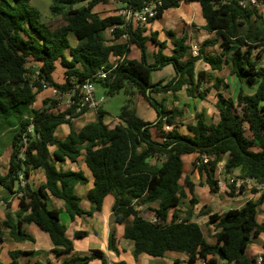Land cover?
Here are the masks:
<instances>
[{
    "label": "trees",
    "instance_id": "trees-1",
    "mask_svg": "<svg viewBox=\"0 0 264 264\" xmlns=\"http://www.w3.org/2000/svg\"><path fill=\"white\" fill-rule=\"evenodd\" d=\"M30 1L0 0V133L10 130L11 139L8 166L4 170L0 164V188L19 196L14 214L11 203L4 199L7 209L4 219H0V254L7 238L18 243L34 242L24 230L25 224H34L49 235L55 255L72 252L74 243L61 221V210L49 208L48 202L62 201L74 219L101 211L110 195L114 198L115 223L124 226V238L133 243L135 260L145 254L163 258L175 252L186 255L187 264L198 260L220 264L219 259L226 264H258L257 257H249L247 250L253 239L264 233V224L258 221L264 190L252 189V193L260 194L257 200H248L243 207L224 214L203 207L207 225L214 227L215 240L210 242L200 224L193 221L195 198L191 206L182 208L185 188L194 195V185L188 176L183 184L181 180L185 172L183 156L195 154L193 169L206 176L205 185L214 194L220 189L216 172L223 162L230 197L241 196L246 188L243 185L237 189L228 183L229 178L253 179L264 185V15L259 8L264 7V0H116L122 8L132 10L161 2L158 14L149 23L162 19L165 11L178 8L181 2L199 3L206 21L204 28L215 33L221 49L210 56L204 55V49L214 41L203 43L194 55L188 35L178 37L173 31L167 32L172 54L166 55L167 42L158 41L156 33L145 35V27H135L119 15L101 17L95 11L96 6L110 0H53L52 16L64 21L60 26L43 22ZM108 30L112 33L111 43L106 39ZM70 33L77 39L76 46L70 43ZM150 41L158 46L152 64L146 59ZM234 45L235 49L226 55L225 51ZM132 46L141 50V60L126 57ZM202 59L215 73L229 67L231 74L253 91L246 93L241 88L235 99L225 96L220 78L196 73ZM57 62L65 70L62 82L55 76ZM167 66L174 68V77L165 84L153 83L152 73ZM101 70L108 71L107 78L92 79ZM90 78L105 87L110 96L122 90L130 96L120 110L118 124L106 123V112L99 108L94 121L74 128L72 120L86 110L76 112L78 96L73 106L63 111L57 107L58 95L43 100L41 108L34 107L45 89L65 94ZM211 80L214 84L206 86ZM184 87L189 97L200 99L216 90L217 123L208 124L200 113L195 123L188 125V134L178 131L176 119L183 112L168 109L154 95L175 94ZM134 97L144 98L156 111L155 122L137 115ZM164 125L174 127L165 132ZM64 127L67 132L61 140L57 132ZM153 127L162 132L163 141L153 139ZM82 156L94 178V186L87 193L89 210L83 209L76 190L78 185L88 184L87 176L80 169L63 168L67 163L79 166ZM204 156L207 163H203ZM34 171L45 175V182L37 189L29 182ZM141 209L152 210L157 221L144 217ZM87 235L76 231L74 237ZM109 249L118 253L115 231L109 236ZM23 254L21 250L10 251L11 260H0V264H50L23 263ZM260 256L264 264V252ZM95 260L108 264L101 250L64 259L61 264H90Z\"/></svg>",
    "mask_w": 264,
    "mask_h": 264
},
{
    "label": "crops",
    "instance_id": "crops-1",
    "mask_svg": "<svg viewBox=\"0 0 264 264\" xmlns=\"http://www.w3.org/2000/svg\"><path fill=\"white\" fill-rule=\"evenodd\" d=\"M262 7L263 6H260L259 8H260V12L263 13L264 15V7L263 8ZM168 13L172 15L170 19L167 17ZM165 17L168 18L169 22L166 24H163L162 20H165L166 19ZM157 21H159L160 23H159V26L156 27L157 29L155 30V32H151L152 31L151 30L150 34L146 33L145 35L149 36L153 33H156V34L159 33L160 41L167 42V49L165 50L166 55H171L172 50H173V45L167 36L168 31H173L178 37L182 36L183 34H187L189 44L192 47L193 46L197 47L198 50L203 45V43H205L206 41H214L212 45H209V47L204 49V52H205L204 55L210 56V55H213L221 51L220 46H219V41L217 40L215 33H209L204 28L206 25V21L202 15V9L199 3L181 2L178 8H172V9L165 11L162 19L157 20ZM165 30H167L166 34H165ZM70 43L72 46H76L78 44L77 41H71V40H70ZM235 47L236 46L234 45L230 50H226L225 54L229 55L235 49ZM137 49H138L137 51H134L133 48H131L130 54L127 55L126 57L128 59L136 58L137 60H141L142 52L139 48ZM157 50H158V46L155 43L151 41L147 43L146 59L149 64L154 63V54L157 52ZM58 65H60L59 62H57V68L55 72L58 71V67H59ZM170 67L172 69H170ZM164 69L168 70L167 71L168 74H165L164 76H162L161 79L159 78L156 83H158L159 81H163V83H165L166 79H170L172 76L174 77L175 71L172 66H167ZM160 71H156V72H160ZM201 71L204 72L207 76L214 74L215 78L217 77L220 78L222 80V83L220 84L221 91L227 97H232L233 99H235L241 88L246 93L253 91V89L248 90L247 87L244 89L243 84H241V81L239 80V78L231 74L230 68L227 66H225L220 72L215 73L211 71V68L209 67V65L205 63L202 59L196 65V73L201 72ZM214 82L215 81L211 80L208 84H206V86L209 87L213 85ZM161 94H164V95H161ZM41 95L50 96L49 97L50 99L57 98L54 93V89L52 88L45 89ZM154 97H157L159 98L160 101H163L168 109L175 108L183 112V116L178 117L176 119V128L182 134L189 133L188 125L194 124L196 115L200 113L204 115V119L208 124H214L219 121V112L215 106L217 102L215 89H212L208 93L206 98L204 99L189 97L186 93V87H184L182 90L178 91L175 94L172 92L157 93L154 95ZM135 100H136L135 110H136L137 115L145 121L155 122L157 119L156 111L148 103H145L144 102L145 100L142 99L141 97H136ZM60 109L61 111H63L66 108L61 107ZM95 119H96V113L90 109H86L84 112H82L76 118L72 120V124L74 128L79 129L83 127L85 124L91 121H94ZM119 121L120 120L116 118V120L112 122L110 125L113 126L115 124H118ZM77 123L80 125H78ZM170 127H171L170 130H172L174 126H170ZM151 131H152V136L154 140L159 141V142L163 141V138L161 135L162 132L160 131L158 132L157 129L155 128H152ZM155 131L157 132L155 133ZM66 132H67L66 127L62 128L61 131L59 132L61 134L60 135L61 138L59 139L64 140ZM188 156L195 157L196 155L191 154V155L183 156V160L185 164H186L185 158L186 157L188 158ZM224 158L226 160V157ZM190 161L191 160H189V162ZM222 164H224V162ZM185 167L186 165L184 166V171H185ZM63 168L65 170H74V171L80 169L85 173V175L88 178V184L78 185L76 187V190H77V194L82 198L81 205L83 209L85 210L91 209V204L88 201L87 193L94 186V178L92 176V173L90 172V170L87 168L86 164L84 163V156L81 157L79 166L67 163L63 166ZM219 171H220V168L218 167L217 179H220L222 175V169H221V173H219ZM196 172L198 174L193 172V170L190 171V174H185L184 172V179L186 176L190 177V180L194 185L193 194L198 189L196 184H198V182L201 180V177L203 176L204 178L203 180L206 179V176L204 174L203 175L199 174L197 170ZM184 179L182 180L184 181ZM29 182L32 185L33 189H37L42 183L45 182L44 172L43 171L32 172L29 178ZM206 188L208 187L206 186ZM245 188H246V191L241 196H237V197H230L228 195V190L227 189L225 190L223 188L219 189L218 194H214L211 192L209 193L211 197H209L210 199H208V203H211V205H209L208 203L205 205H202L200 203L201 206L199 207L198 206L199 202L197 201L196 205L193 207L194 212L198 208L201 210L203 207L209 206L212 213L224 214L227 210L231 208L243 207L248 200H257L259 198L260 194L252 193L251 191L252 189L250 188L249 185H245ZM185 192H186L187 198L190 195L195 197V195H192V193L188 190V188H185ZM255 195H257L256 199L254 198ZM18 197L12 196L5 189L0 188V200H1L0 203H3L4 199H7V202L11 203L10 211L13 214L16 213L18 210V201H19ZM48 204H49V208H57L61 210L60 218H61L62 223L67 228V236L73 240L74 250L70 253H66L60 256L55 255L52 252L53 244L51 242L49 235L34 224H29V225L25 224L24 230L35 239L34 242L26 241L24 243H18V242L12 241L9 238H7L3 246L4 250L2 249L1 254H0V260L2 259L1 255L3 251H5L3 262L7 263L11 260L9 256L10 251L21 250L24 252V254L21 257V261L23 263L28 262V261H31L32 263L36 261H41L43 263L50 262V264H61V262L64 259H68L76 255H87L93 250H101L106 257L108 264H114L120 261H126L127 264H146L145 262L147 261V259L152 260L151 258H154L153 262L155 263L158 262L162 264H187L185 262L187 260V256L184 254L178 255V254L168 253L166 254L165 257L156 258V259L155 257L145 254L141 256L138 260H135V258H133V249H134L133 243L124 238V226L115 223L114 214H113L114 198L110 195L106 197L101 211L94 212L93 215L91 216L83 215L80 217H75L74 219H72L69 216V214L65 211L64 204L62 201L57 200V199H51L48 202ZM218 206H221L224 208L229 206L230 208H226L223 211H219L217 209ZM261 211L262 213H260L259 217L261 219H264L263 217L264 216V205L260 207V212ZM4 217H5V214L0 215L1 220L4 219ZM195 218L196 217L193 216V221L200 224V222H198V220H195ZM260 218H258L259 223H260ZM76 231H85L87 232L88 235L84 238L77 239L74 237V234ZM113 231H115L116 233L118 253L111 251L109 249V236ZM259 238L258 239L262 243L261 249L260 247L258 248V246H256L255 256L252 254H250V256L248 255L251 258L252 257L256 258L264 252V248H263L264 233L261 234ZM6 258L8 260H6ZM178 259L180 260V263L175 262V260H178ZM90 264H102V262L101 260H95L91 262ZM195 264H203V261L198 260Z\"/></svg>",
    "mask_w": 264,
    "mask_h": 264
},
{
    "label": "rangeland",
    "instance_id": "rangeland-1",
    "mask_svg": "<svg viewBox=\"0 0 264 264\" xmlns=\"http://www.w3.org/2000/svg\"><path fill=\"white\" fill-rule=\"evenodd\" d=\"M30 4H31L32 7L36 8L37 10H39V12L42 15V21L43 22H52L53 24H55L57 26H60V25L64 24V21L61 18H58V17L55 18V17L52 16L53 0H31ZM121 9H122V5L116 3V0H110L109 3L100 4V5L95 7V11L97 13L101 14L100 15L101 17L116 15V12L121 10ZM167 17L170 19L172 17V15L170 13H168ZM167 17H165L166 18L165 20H162L163 24H166V23L169 22ZM159 23H160L159 21H156L154 23L146 24V26H145V29H146L145 34L146 33L150 34L151 32H155V30L157 29L156 27L159 26ZM166 32H167V30H165V34H166ZM68 38L71 41H77L76 37L72 33L69 34ZM106 39L111 43L112 33H111L110 30H108L107 33H106ZM157 40L160 41L159 33L157 34ZM160 42H162V41H160ZM132 48H133L134 51L138 50L136 46H132ZM146 53H147V51H146ZM132 59H136V58H132ZM58 66H59L58 67V71L55 72V76H56V79H57L58 82H62V81L65 80V74H64L65 70L60 65H58ZM170 69H172V68L170 67ZM167 71H168L167 69H164V70H162L160 72H153L152 73V82L156 83L159 78L161 79L162 76H164L165 74H168ZM172 77L170 79H166L165 83H167L169 80H171ZM94 85H95V95H96V97L103 99V103L101 104L100 108H102L106 112L104 120H105L106 123L111 124L112 122H114L116 120V118L118 117V115L120 113L121 108L127 103V100L130 98V96L123 90L120 91L119 93L113 95V96H110L107 93V89L105 87H103L100 83L96 82V83H94ZM243 87H244V89L246 87H247L248 90L251 89V87L246 86L245 84L243 85ZM41 94H42V92L37 96V101H36V103L34 105L36 108H41L42 107L43 100L50 99L49 98L50 96L41 95ZM161 95H164V94H161ZM135 98L136 97H134V103H133L134 107H135V104H136L135 103L136 102ZM155 98L157 100H159V98H157V97H155ZM142 99H144V98H142ZM144 102L148 103L146 100ZM57 107L64 108V106L59 105V104L57 105ZM173 109H175V108H173ZM94 112L97 114V111H94ZM78 125H80V124H78ZM153 128L156 129V127H153ZM59 132H60V130L57 132V135H58V138H61V136H60L61 134ZM156 132L157 131H155V133ZM10 140H11L10 139V130H6V131H4V133L3 132L0 133V161H1L0 164H1V168H3L4 170L8 166L9 158H10V155H11ZM190 157H192V158H190ZM195 157L194 156H188V158L187 157L185 158V161H186L185 174H190L191 170H193V172L197 173L196 170L193 169L194 168L193 167L194 166L193 162L195 160ZM189 160H191V161L189 162ZM223 160H225V158H223ZM218 167L220 168L219 173H221V169H222L221 179H224V175H223L224 168L222 166H218ZM233 175H235V176L238 175V172L237 171L234 172ZM217 177H218V174L216 172V178ZM183 179H184V177H183ZM203 179L204 178L202 176L201 180L198 182V184H196L198 189H197L196 192H194V195H195L194 198H195L196 201L199 202V205H198L199 207L201 206L200 203L202 205L207 204L208 203V199H210L209 197H211V195L209 194V193H211L210 188L207 185H205V180H203ZM181 183H184V181L182 180ZM245 185H248V184H245ZM206 186L208 188H206ZM255 187L256 186H253L252 189H255ZM251 191H254V190H251ZM190 196H188V198L186 197L183 200L184 201V205L182 207L183 209L188 208L189 206L192 205L191 202H192L193 196H191V197ZM222 197H224V196H222ZM254 198L256 199L257 195H255ZM6 204H7L6 200H4L3 203H0V215H4L6 213V209H7ZM208 204L211 205V203H208ZM151 207H153V206H151ZM208 208H209V206H208ZM226 208H230V207L229 206H227L225 208L221 207V206L217 207V209L219 211H223ZM141 211L143 212V216L146 217V218H152L154 216L152 210L141 209ZM194 213H195L194 217H196L195 220H198V222H200L201 228H202L206 238L208 239V241L214 242V240H215L214 237H213L214 228L212 226H208L207 225V220H208L207 215L202 214V212H201V210L199 208ZM260 213H262V211ZM258 218H260V217L258 216ZM260 223L264 224V219L260 218ZM259 239H253V243H252V245L250 246V248L247 251V254L249 256H250V254L255 256V247L256 246H258V248L260 247V249H261L262 243H261V241ZM3 250H4V248H3ZM4 254H5V251H3L2 255H1V257H2L1 261L2 262L4 260ZM171 254H178L179 255L180 253L172 252ZM133 258H134V256H133ZM151 259L152 260L147 259V261L145 263L146 264H162V263H158V262H156V263L153 262L154 258H151ZM6 260H8V259L6 258ZM167 262H168V260H167ZM219 263L220 264H226L225 261H222L220 259H219Z\"/></svg>",
    "mask_w": 264,
    "mask_h": 264
},
{
    "label": "built area",
    "instance_id": "built-area-1",
    "mask_svg": "<svg viewBox=\"0 0 264 264\" xmlns=\"http://www.w3.org/2000/svg\"><path fill=\"white\" fill-rule=\"evenodd\" d=\"M161 5V2L159 3H151L150 5L144 7L140 10H132L130 8H122L121 10L117 11V15L122 16L127 22H131L133 26H142L145 27L146 24H148L149 20L152 18H155L158 14V7ZM198 53L197 47L193 46V54L196 55ZM118 59V57H117ZM116 60V58H115ZM108 71L101 70L99 71L92 79H100L104 80L107 78ZM92 79H87L84 83L80 85H75L74 89L68 93L65 94H59L56 90H54L55 95L58 97V104L64 106L66 109L70 108L74 104V98L78 96L79 98V108H77L76 112L81 111V109H90L93 111H98V109L101 107V104L103 103V99L97 98L95 95V85L94 82H92ZM78 89V93L76 91ZM171 129L170 126L165 125L164 130L169 131ZM203 163H207L208 158L203 157ZM219 166L224 167V164H220ZM228 183L235 184V187L237 189L241 188L243 185L248 184L250 188L252 189L253 186H256L255 188L258 189V191L264 190V185H259L255 182L253 179H248L245 181L242 180H235L234 178H229ZM250 183V184H249ZM24 184V183H23ZM218 186L219 188L227 189V180L218 179ZM150 221L155 223L157 220L153 216L150 218ZM258 264H262V257L259 255L257 257ZM204 264V261H203Z\"/></svg>",
    "mask_w": 264,
    "mask_h": 264
},
{
    "label": "clouds",
    "instance_id": "clouds-1",
    "mask_svg": "<svg viewBox=\"0 0 264 264\" xmlns=\"http://www.w3.org/2000/svg\"><path fill=\"white\" fill-rule=\"evenodd\" d=\"M116 15H117V14H116ZM164 126H165V125H164ZM164 131H165V130H164ZM169 131H170V130H169ZM165 132H168V131H165ZM224 179H225V178H224ZM224 179H223V180H224Z\"/></svg>",
    "mask_w": 264,
    "mask_h": 264
}]
</instances>
